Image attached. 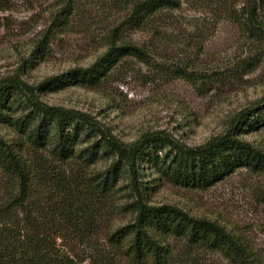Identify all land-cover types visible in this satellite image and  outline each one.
Instances as JSON below:
<instances>
[{"label":"rangeland","instance_id":"rangeland-1","mask_svg":"<svg viewBox=\"0 0 264 264\" xmlns=\"http://www.w3.org/2000/svg\"><path fill=\"white\" fill-rule=\"evenodd\" d=\"M129 12V0H0V85L14 80L29 87L39 103L87 114L126 146L154 133L189 146L204 144L264 99L260 0H182L180 9L144 29L122 24ZM111 39L140 48L144 56L125 58L95 87L55 88L49 82L89 68ZM23 101L19 95L8 111L13 121L28 115L30 109L18 106ZM0 133L7 139L14 135L4 125ZM238 137L264 153V126ZM97 140H83L79 149ZM102 152L98 149L90 168L82 171L76 163L74 170L104 171L117 156ZM138 183V190L132 188L126 172L116 191L100 198L101 235L133 223L134 202L141 199L216 223L264 261V172L238 170L201 190L175 185L152 164L141 163ZM168 242L172 263L183 262L185 241ZM196 255L199 264H229L217 252Z\"/></svg>","mask_w":264,"mask_h":264},{"label":"trees","instance_id":"trees-1","mask_svg":"<svg viewBox=\"0 0 264 264\" xmlns=\"http://www.w3.org/2000/svg\"><path fill=\"white\" fill-rule=\"evenodd\" d=\"M129 6L122 24L144 29L165 12L180 9L182 0H129ZM142 56L140 48L111 39L106 53L89 68L69 70L49 82L55 88L95 87L125 58ZM30 93L14 80L0 85V126L12 128L14 134L7 139L0 133V264H173L169 238L183 240L188 247L177 264H199L196 254L203 250L220 253L229 264H264L223 227L174 206L138 199L133 223L103 235L97 207L100 198L116 191L126 172L131 187L138 190L141 163L152 164L175 185L201 190L238 170L264 172V153L238 137L240 131L264 126V99L204 144L189 146L154 133L126 146L91 116L49 107ZM19 95L24 101L18 106L30 111L13 121L8 111ZM92 136L100 140L79 149ZM98 149L117 159L101 172L74 170L76 163L82 171L96 163Z\"/></svg>","mask_w":264,"mask_h":264},{"label":"water","instance_id":"water-1","mask_svg":"<svg viewBox=\"0 0 264 264\" xmlns=\"http://www.w3.org/2000/svg\"><path fill=\"white\" fill-rule=\"evenodd\" d=\"M64 252V251H63Z\"/></svg>","mask_w":264,"mask_h":264}]
</instances>
